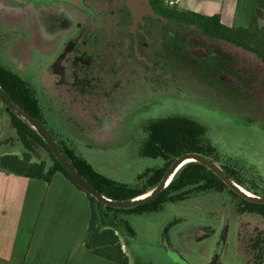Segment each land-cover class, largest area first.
Masks as SVG:
<instances>
[{
    "label": "rangeland",
    "instance_id": "obj_1",
    "mask_svg": "<svg viewBox=\"0 0 264 264\" xmlns=\"http://www.w3.org/2000/svg\"><path fill=\"white\" fill-rule=\"evenodd\" d=\"M83 1L89 12L82 9L81 0H0V65L30 83L51 132L63 142L72 134L68 142L80 151L104 150L112 161L118 152L124 153L118 156L119 167L131 168L134 163L141 170L162 162L140 154L144 124L170 115L187 116L207 127V137L218 151V165L231 163L245 186L264 196V97L260 101L253 97L257 99L264 82V62L240 44L216 39L244 62L238 87L230 80L231 68L224 67L223 73L220 67L210 70V64L181 52L169 56L175 77L168 71L141 77L116 73L111 90L100 88L97 78L103 73L88 64L97 59L86 46H93L90 35L99 30L95 21L102 23L112 5ZM179 29L192 36L204 32L191 24H179ZM84 65L88 69L79 70L81 76H72ZM61 68L66 71L60 73ZM64 74L69 84L62 82ZM90 78L92 84L87 83ZM79 84L85 86L80 87L82 92L77 91ZM0 123V150L23 151L3 107ZM34 147L51 161L42 147ZM238 201L227 190L194 191L185 200L165 203L161 211L128 215L133 235L122 233L121 239L130 264L261 263L252 246L255 235H264V218L238 213Z\"/></svg>",
    "mask_w": 264,
    "mask_h": 264
},
{
    "label": "trees",
    "instance_id": "obj_2",
    "mask_svg": "<svg viewBox=\"0 0 264 264\" xmlns=\"http://www.w3.org/2000/svg\"><path fill=\"white\" fill-rule=\"evenodd\" d=\"M156 2L162 4L164 0H156ZM168 14L200 27L209 35L240 44L264 62V0H257L246 26H225L219 22L216 15L203 16L183 12L175 7L168 8ZM0 86L46 126L40 116L36 93L26 79L0 65ZM259 91L256 93L259 95L257 99L255 94H252L255 101H260L264 97V82L259 84ZM1 107L9 115L10 125L15 130L24 150L20 154L1 153L0 170L29 178L42 179L46 182L51 179L56 171H59L79 189L83 190L62 168L36 130L2 102H0V119ZM256 107L262 108L263 106L257 105ZM143 129L146 136L140 154L146 157L160 158L162 162L159 165L144 168L136 175L132 184L118 182L95 171L86 160L75 153L73 147L65 144L49 130L75 169L99 192L111 199L132 198L150 191L160 181L172 160L182 153L196 152L216 162L219 161L218 151L207 137V127L187 116L170 115L151 119L144 124ZM34 144L42 147L51 161L48 162V158L40 156ZM220 166L238 185L257 194L253 187L245 186V181L238 175L235 166H232L231 163H223ZM224 190L229 191L239 199L236 209L238 213H257L264 218V204L252 202L237 195L216 174L197 161L184 163L177 169L164 190L156 198L134 207H111L100 203L83 190L88 197L90 207V217L83 246L93 254L116 264H129L128 256L123 250L120 240L122 233L133 235V230L126 219L128 215L161 211L165 203L185 200L194 191L222 192ZM262 244H264V235L258 233L254 236L252 246L257 251L256 257L260 258L261 263L258 264L263 263L264 245ZM238 249L241 254L239 245ZM240 257L242 256L240 255ZM241 260L245 261L243 257Z\"/></svg>",
    "mask_w": 264,
    "mask_h": 264
},
{
    "label": "crops",
    "instance_id": "obj_3",
    "mask_svg": "<svg viewBox=\"0 0 264 264\" xmlns=\"http://www.w3.org/2000/svg\"><path fill=\"white\" fill-rule=\"evenodd\" d=\"M256 2L178 0L174 7L203 16L216 15L223 25L236 27L249 23ZM68 136L64 142L108 178L132 184L144 169L134 168V163L129 164L131 168H120L118 156L124 153L118 152L112 161L104 150L80 151L68 142ZM7 152L20 154L22 151L0 150V154ZM89 217L86 193L61 172L56 171L46 182L0 170V264H116L84 248ZM120 240L127 254L121 236Z\"/></svg>",
    "mask_w": 264,
    "mask_h": 264
},
{
    "label": "flooded vegetation",
    "instance_id": "obj_4",
    "mask_svg": "<svg viewBox=\"0 0 264 264\" xmlns=\"http://www.w3.org/2000/svg\"><path fill=\"white\" fill-rule=\"evenodd\" d=\"M81 1L83 7L81 8L89 12L90 7L83 0ZM104 2L112 7H109V12L102 23L99 20L95 21L99 30H92L95 33L90 35L93 37V46H86L89 54H93L97 59L88 64L94 66L93 69L96 72L103 73L102 78H97L101 85L100 88L111 90V86L114 84L112 78L116 73L141 77L147 72L168 71V74L175 77L177 74L168 65L170 57L181 54V52L191 54L202 62L210 64L209 66L212 68L210 70L214 68L218 70L220 67L219 71L223 73L224 67L231 68L233 76L230 80L238 87L241 66L244 62L236 54L223 49L216 40L222 41V38L205 32L193 36L181 32L179 24H194L170 16L168 14L170 7L164 3H157L156 0H104ZM78 7L80 8V5ZM198 28L203 31L200 27ZM82 69L88 68L84 65L78 70L74 69L72 76H81L79 70ZM207 69L205 68L204 71L210 72ZM65 71L66 69L61 68L60 73ZM62 77V82L65 85L70 83V79H67L65 74ZM92 82L94 80L91 78L87 79V83L92 84ZM77 86H79L77 87L78 92H82L80 87L85 88L81 84ZM75 87V84L72 83V88ZM86 100L90 103L88 98Z\"/></svg>",
    "mask_w": 264,
    "mask_h": 264
},
{
    "label": "water",
    "instance_id": "obj_5",
    "mask_svg": "<svg viewBox=\"0 0 264 264\" xmlns=\"http://www.w3.org/2000/svg\"><path fill=\"white\" fill-rule=\"evenodd\" d=\"M0 102L6 107L24 119L41 138L46 142L56 160L60 163L62 168L69 174V176L78 184L85 192L93 196L97 201L105 205L116 208H130L149 202L156 198L168 184L167 178L177 168L181 167L184 163L189 161H197L205 165L214 174H216L232 191L244 199L252 202L264 204V196H257L251 194L246 189L238 185L231 177L222 169L220 165L213 159L196 152H185L175 157L170 163L169 167L165 170L160 181L150 191L127 199H111L104 196L99 192L83 175H81L71 162L66 158L62 149L60 148L57 140L50 132V130L21 104L13 99L1 86H0Z\"/></svg>",
    "mask_w": 264,
    "mask_h": 264
},
{
    "label": "built area",
    "instance_id": "obj_6",
    "mask_svg": "<svg viewBox=\"0 0 264 264\" xmlns=\"http://www.w3.org/2000/svg\"><path fill=\"white\" fill-rule=\"evenodd\" d=\"M178 0H164V4L168 7L176 6Z\"/></svg>",
    "mask_w": 264,
    "mask_h": 264
},
{
    "label": "bare ground",
    "instance_id": "obj_7",
    "mask_svg": "<svg viewBox=\"0 0 264 264\" xmlns=\"http://www.w3.org/2000/svg\"><path fill=\"white\" fill-rule=\"evenodd\" d=\"M178 169V168H177ZM177 169L173 172V173H171L169 176H168V178H167V181L169 182L170 181V179L172 178V176L174 175V173L177 171Z\"/></svg>",
    "mask_w": 264,
    "mask_h": 264
}]
</instances>
